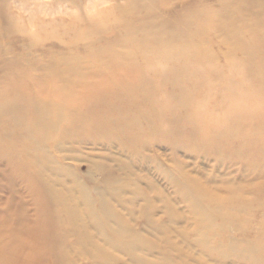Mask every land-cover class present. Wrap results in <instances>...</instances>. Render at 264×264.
Wrapping results in <instances>:
<instances>
[{
  "label": "rangeland",
  "instance_id": "1",
  "mask_svg": "<svg viewBox=\"0 0 264 264\" xmlns=\"http://www.w3.org/2000/svg\"><path fill=\"white\" fill-rule=\"evenodd\" d=\"M7 2L0 264H264V0Z\"/></svg>",
  "mask_w": 264,
  "mask_h": 264
},
{
  "label": "clouds",
  "instance_id": "2",
  "mask_svg": "<svg viewBox=\"0 0 264 264\" xmlns=\"http://www.w3.org/2000/svg\"><path fill=\"white\" fill-rule=\"evenodd\" d=\"M56 0H8L5 13L14 26L23 27L18 34L23 38L33 41L37 38L38 22L48 19L42 9L49 4H55Z\"/></svg>",
  "mask_w": 264,
  "mask_h": 264
},
{
  "label": "bare ground",
  "instance_id": "3",
  "mask_svg": "<svg viewBox=\"0 0 264 264\" xmlns=\"http://www.w3.org/2000/svg\"><path fill=\"white\" fill-rule=\"evenodd\" d=\"M246 53H247V55L249 56V59L250 58H252L253 56H254V52L253 51H249V50H244ZM248 64H246V66L245 65H241V67H240V70H241V72L242 71H245V73L246 72H248ZM258 69H260V70H263V72L262 73H264V67H259ZM67 70V69H66ZM44 88V87H43ZM92 89V88H91ZM90 89V90H91ZM87 90H89V88L87 89ZM54 91V93H56V90H53ZM90 93H92V91L90 92ZM92 95H93V93H92ZM96 95V94H95ZM2 97V96H1ZM252 99V98H251ZM6 105H8V107L10 106L11 107V109L13 110V112L14 113H17V111L18 112H21L22 113V111H24L26 108H25V103H24V101H22V100H20V99H18V98H14L13 100H11L10 101V103L9 104H6ZM238 111V110H237ZM236 113V112H235ZM257 119H264V117L263 116H258L257 117ZM44 264V263H43Z\"/></svg>",
  "mask_w": 264,
  "mask_h": 264
}]
</instances>
